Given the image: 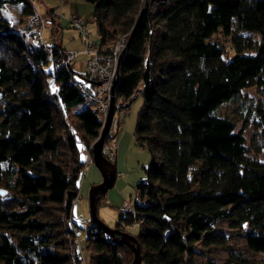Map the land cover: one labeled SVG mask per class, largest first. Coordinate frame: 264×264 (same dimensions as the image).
<instances>
[{"label":"trees","instance_id":"trees-1","mask_svg":"<svg viewBox=\"0 0 264 264\" xmlns=\"http://www.w3.org/2000/svg\"><path fill=\"white\" fill-rule=\"evenodd\" d=\"M86 1L99 41L127 37L114 94L141 96L134 136L151 157L135 184L134 212L119 208L114 228L137 226L132 235L143 264H198L197 246L207 252L227 245L214 229L224 219L263 258L230 248L223 264H264V137L252 149L236 121L216 113L247 87L264 94V0H146L145 7V0ZM8 5L23 16L32 11L29 0H0V264H73L65 220L87 161L80 144L98 136L101 114L83 105L74 70L56 49L26 43L10 27L1 13ZM52 9L42 13L50 25ZM219 31L230 37V57L210 39ZM48 74L57 84L52 92ZM73 107L79 140L62 121V110ZM256 111L264 120V103ZM83 245L89 264L133 259L127 244L92 220Z\"/></svg>","mask_w":264,"mask_h":264},{"label":"rangeland","instance_id":"rangeland-1","mask_svg":"<svg viewBox=\"0 0 264 264\" xmlns=\"http://www.w3.org/2000/svg\"><path fill=\"white\" fill-rule=\"evenodd\" d=\"M60 1L61 0H33L41 14L47 15L45 10L46 7L57 8L56 16L54 17L56 22L53 25L46 22L44 31L46 40L50 43L59 42L62 47L67 49L81 50L83 46L79 39V34L69 27L67 20L69 15L75 14L82 16L86 20L90 37L95 41H99L96 23L92 18L93 5L86 0H65L64 3ZM1 13L8 18L10 27L22 34L26 43H30L31 37L26 24V16L21 14L19 6L8 5L2 9ZM254 38L258 39L259 35L255 34ZM210 39L221 44L228 57L235 53L230 37L225 36L222 32H216ZM85 58L86 56L82 52H78L71 64L74 70L73 75L76 78H79L77 72L86 71ZM48 70L49 69L46 68L47 73ZM46 82L48 92L56 90L57 84L49 74L46 75ZM132 96L134 97H132L133 99H131L126 113L121 115V124L115 141V171H117L118 174L115 176L113 185L102 193L96 204L97 216L111 228L115 226L118 209L123 207L125 202H130L131 204L135 202L137 197L135 184L144 176L143 167L147 166L151 160L149 152L136 141L134 136L136 117L142 105V98L137 90H135ZM128 101L130 100L117 97V100L115 98L113 103L114 105L118 104L119 109H123L127 106ZM262 103H264V94L261 89L257 86H250L242 90L238 99L221 104L216 109V113L234 119L237 124V129L243 132L250 147L254 149L255 147L258 148L259 145L263 143L264 120L256 111V107ZM83 105L95 107L93 102L88 101L83 102ZM77 108L78 107H73L69 111H66V113L62 110L61 114L64 126L66 128L69 127L74 133V136L79 140L81 133L75 128L76 121L74 118V113ZM118 108L115 106V109ZM59 126L60 134L63 135L64 129L62 124H59ZM95 139L91 140L89 145H84L83 142L80 144L81 152L84 156H87L89 153V147L92 146ZM59 154L66 155L65 149L61 147L59 149ZM260 157H263L262 153ZM90 159L91 154L89 155V160L86 161L84 169L79 175L77 183L79 189L78 197L74 200L71 210L73 212L74 222L79 226L78 234L83 235V238L85 229L92 218L90 209V190L93 185L102 181L100 169ZM196 167H198V165ZM65 223H67L66 220ZM214 229L226 235L227 245L213 246L210 251L207 252L205 250L202 251L201 247L197 246L196 249L198 253L196 259L198 264L206 262L207 260H213L216 264H223L227 259L230 248L243 250L246 255L252 258H263L262 254L253 253L245 248L244 239L246 233L230 228L227 220L219 219L215 223ZM137 230V226L128 228L130 234H136ZM84 253L88 261L86 250ZM74 262L75 261H73V264Z\"/></svg>","mask_w":264,"mask_h":264},{"label":"built area","instance_id":"built-area-1","mask_svg":"<svg viewBox=\"0 0 264 264\" xmlns=\"http://www.w3.org/2000/svg\"><path fill=\"white\" fill-rule=\"evenodd\" d=\"M29 1L32 5V11L26 16V24L29 31L33 32L31 40L34 45H44L49 49H56L57 53L61 56L62 63L65 65H71L78 52H82L86 56L85 79L79 81L74 76H72V79L77 84L84 100L95 104L94 108H97L101 114V118L103 117L101 120L102 127V122L105 120L112 99L116 98L117 100V97L111 91V87L112 83L117 81L120 73V59L126 46V35H119L110 41H95L90 37L86 20L82 16L71 14L67 19L68 25L79 34V39L82 42L83 48L81 50H76L67 49L62 46L52 47L44 36L46 25L45 16L41 14L33 0ZM64 1L65 0H61L60 2L64 3ZM56 10L57 8L52 9L51 17L54 18L56 16ZM132 97L134 96L127 99L130 101H128L127 106L123 109H119V105H114L113 103L114 112L111 125L102 145L101 152L103 156L114 166L116 163L115 141L121 124V115L126 113ZM115 106H117L118 109H115ZM89 155L90 149L87 154V161L89 160ZM117 174V171H115V176ZM123 208L134 212V206L130 202H125ZM67 225L73 232L72 246L74 250L73 257L75 259L74 264H89L84 253L83 238L78 234V226L72 222L71 218L67 220ZM132 225H134V223Z\"/></svg>","mask_w":264,"mask_h":264},{"label":"water","instance_id":"water-1","mask_svg":"<svg viewBox=\"0 0 264 264\" xmlns=\"http://www.w3.org/2000/svg\"><path fill=\"white\" fill-rule=\"evenodd\" d=\"M145 5H146V0L144 7ZM115 83L116 81L112 83V87H111V91L113 94H114ZM113 101L114 99H112L111 101L105 120L102 122V127L99 131V134L90 148L92 161L100 169L102 173V181L98 184L93 185L90 190V209H91V217H92L91 220L94 223H98L102 227L104 232L112 236L116 235V238L120 242L127 244L131 248L133 252V259L128 264H141L140 250L135 236L128 232L120 231L116 228H111L107 226L102 220L99 219L96 213L97 195L102 194L108 187H111L115 180V175H114L115 166L111 162H109L101 152L104 139L107 136L111 125V120L114 112ZM1 193L4 194L5 192L1 191Z\"/></svg>","mask_w":264,"mask_h":264},{"label":"crops","instance_id":"crops-1","mask_svg":"<svg viewBox=\"0 0 264 264\" xmlns=\"http://www.w3.org/2000/svg\"><path fill=\"white\" fill-rule=\"evenodd\" d=\"M58 7V6H57ZM77 199V198H76ZM75 199V200H76ZM71 218H72V220L74 221V218H73V212L71 211ZM82 237H83V235H81Z\"/></svg>","mask_w":264,"mask_h":264}]
</instances>
